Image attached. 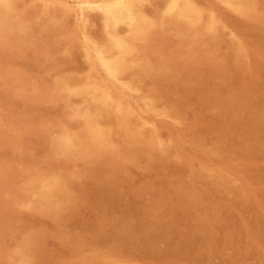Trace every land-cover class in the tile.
Instances as JSON below:
<instances>
[{"label": "rangeland", "instance_id": "1", "mask_svg": "<svg viewBox=\"0 0 264 264\" xmlns=\"http://www.w3.org/2000/svg\"><path fill=\"white\" fill-rule=\"evenodd\" d=\"M121 1L0 0V264H264V0Z\"/></svg>", "mask_w": 264, "mask_h": 264}, {"label": "bare ground", "instance_id": "2", "mask_svg": "<svg viewBox=\"0 0 264 264\" xmlns=\"http://www.w3.org/2000/svg\"><path fill=\"white\" fill-rule=\"evenodd\" d=\"M150 1V0H149ZM261 1V0H260ZM56 2H58V1H56ZM165 2V1H164ZM249 2V1H248ZM234 3H235V1H234ZM188 4V3H187ZM235 4H237V3H235ZM242 4H243V2H242ZM250 4V3H249ZM16 6H17V4H15ZM141 5V4H140ZM144 5V4H143ZM154 5V4H153ZM238 5V4H237ZM245 5V4H244ZM120 6L122 7V8H124L127 12H128V15H129V19H128V23H127V25H128V28L129 29H136L138 26H139V21H138V12H137V10H136V8H135V6H134V4L130 1V0H122L121 2H120ZM146 6V5H145ZM152 6V5H151ZM161 6H162V4H161ZM256 6H258V5H256ZM176 7V6H175ZM18 8V7H17ZM163 8V7H162ZM161 8V9H162ZM256 8V7H255ZM57 9V8H56ZM139 10V9H138ZM146 10V9H145ZM148 10V9H147ZM243 10H245V9H243ZM255 10V9H254ZM259 10V9H258ZM141 11V10H140ZM172 11V10H171ZM256 11V10H255ZM161 12V11H160ZM174 12V11H173ZM252 12V11H251ZM154 13V12H153ZM177 13V12H176ZM256 13V12H255ZM26 14V13H25ZM28 14V13H27ZM26 14V15H27ZM149 14H151V13H149ZM158 14V13H157ZM28 16V15H27ZM205 16V15H204ZM21 17V16H20ZM24 17V16H23ZM110 17V16H109ZM109 17L107 18V19H109ZM143 17V16H142ZM156 17V16H155ZM49 19V18H48ZM32 20V19H31ZM206 20H207V18H206ZM33 22V21H32ZM203 23V22H202ZM204 24V23H203ZM51 25V24H50ZM49 25V26H50ZM181 25V24H180ZM57 26V25H56ZM125 26V25H124ZM167 26H169V25H167ZM121 27H123V26H121ZM121 27H119V29L121 28ZM33 28V27H32ZM36 28V27H35ZM35 28H33V29H35ZM127 28V27H126ZM139 28V27H138ZM5 30V29H4ZM36 30H38V29H36ZM36 30H34L35 32H37ZM42 30V29H41ZM124 30V29H123ZM154 30H157V29H154ZM169 30H170V28H169ZM125 31H127V30H125ZM32 32V31H31ZM129 32V31H128ZM152 33H153V31H151ZM156 32H159V31H156ZM125 33V32H124ZM124 33H122V34H124ZM161 33V32H160ZM151 34V33H150ZM9 35V34H8ZM28 35V34H27ZM30 35V34H29ZM31 36V35H30ZM168 37V36H167ZM9 38V37H8ZM11 38V37H10ZM13 38H14V36H13ZM27 38H29L30 39V37H27ZM26 38V39H27ZM102 38H104V37H102ZM101 39V38H100ZM105 39H102L101 40V42L102 41H104ZM108 40H109V38H108ZM6 41H7V39H6ZM10 41V40H9ZM12 41H14V40H12ZM26 41V40H25ZM107 41V40H106ZM111 41V40H110ZM32 42V41H31ZM96 42V41H95ZM105 42V41H104ZM11 43V42H10ZM98 43V42H97ZM108 43H109V41H108ZM7 44V43H6ZM94 44H96V43H94ZM148 44V43H147ZM187 44V43H186ZM9 45V44H8ZM108 48V47H107ZM235 48V47H234ZM114 50V49H113ZM112 50V51H113ZM104 51H105V49H104ZM104 51H102V52H104ZM146 51V50H145ZM117 52H118V50H117ZM110 54H113V53H110ZM117 53H115V55H116ZM119 54V53H118ZM146 54V53H145ZM135 55V54H134ZM107 56H108V54H107ZM107 56H106V58H107ZM141 56V55H140ZM145 56V55H144ZM110 57V56H109ZM135 57V56H134ZM152 57V56H151ZM150 57V58H151ZM112 58V57H111ZM117 58L118 59H120L119 58V56L117 55ZM131 58V57H130ZM156 58V57H155ZM126 59H128V58H126ZM115 60V59H114ZM133 61H134V59H133ZM136 61V60H135ZM134 61V62H135ZM124 64V63H123ZM126 65V64H125ZM112 67V66H111ZM118 67V66H117ZM123 70V69H122ZM138 71V70H137ZM136 71V72H137ZM134 72V71H133ZM132 72V73H133ZM131 73V74H132ZM126 75V74H125ZM128 75H130V74H128ZM143 75V74H142ZM141 76V75H140ZM152 76V75H151ZM66 77V76H65ZM128 77V76H127ZM126 77V78H127ZM125 78V77H124ZM72 79V78H71ZM121 79H123V78H121ZM74 81H76L75 79H73ZM80 80V79H79ZM152 80V79H151ZM82 81V80H81ZM153 81V80H152ZM72 82V81H71ZM146 82V81H145ZM70 83V82H69ZM99 83V82H98ZM68 84V83H67ZM72 85H73V83H71ZM75 84H79L78 82L76 83L75 82ZM74 84V85H75ZM81 84V83H80ZM147 84V83H146ZM148 84H150V83H148ZM147 84V85H148ZM70 85V84H69ZM71 85V86H72ZM145 85V84H144ZM99 86V85H98ZM137 86V85H136ZM141 86V85H140ZM84 93V92H83ZM83 95V94H82ZM84 97V96H83ZM62 98V97H61ZM92 98V97H91ZM76 99V98H75ZM80 99H81V97H80ZM97 99H98V97H97ZM90 100V99H89ZM77 103V102H76ZM75 103V104H76ZM91 103V102H90ZM89 103V104H90ZM85 104H86V102H85ZM69 105V104H68ZM87 107H88V105H86ZM98 106V105H97ZM82 107V106H81ZM94 107V106H93ZM91 109V108H90ZM83 110H84V108H83ZM82 110V111H83ZM89 110V109H88ZM100 109H98V111H99ZM67 111V110H66ZM89 111H91V110H89ZM110 111V110H109ZM93 112V111H92ZM101 112V111H100ZM99 112V113H100ZM111 112V111H110ZM109 118H110V116H109ZM106 120V119H105ZM111 120V119H110ZM98 122H101V121H98ZM108 122H109V120H108ZM60 123H62V122H60ZM70 123V122H69ZM80 123V122H79ZM112 123V122H111ZM68 124V123H67ZM66 124V125H67ZM74 124H75V122H74ZM76 124H77V122H76ZM81 124V123H80ZM98 125H99V123H98ZM138 125V124H137ZM15 126V125H14ZM51 126V125H50ZM57 126V125H56ZM63 126V125H62ZM109 126V125H108ZM122 126V125H121ZM49 127V126H48ZM59 127V126H58ZM65 127V126H64ZM80 127V126H79ZM82 127V126H81ZM80 127V128H81ZM102 127V126H101ZM132 127V126H131ZM138 127V126H137ZM56 128V127H55ZM67 128V127H66ZM102 128H105V127H102ZM113 128V127H112ZM116 128V127H115ZM114 128V129H115ZM4 129V128H3ZM51 129H52V126H51ZM50 130V129H49ZM148 130V129H147ZM47 131H48V129H47ZM52 131H54V130H52ZM59 131V130H58ZM121 131V130H120ZM114 132H115V130H114ZM49 133V132H48ZM47 133V134H48ZM12 134V133H11ZM114 134V133H113ZM120 134H122V131H121V133ZM119 134V135H120ZM82 135V134H81ZM112 135V134H111ZM115 135V134H114ZM49 136H51V135H49ZM113 136V135H112ZM112 136H111V139H112V141L114 140V138H115V136H114V138H112ZM160 136V135H159ZM145 137V136H144ZM150 137V136H149ZM15 138V137H14ZM44 138V137H43ZM117 138H118V136H117ZM117 138H115V139H117ZM146 138H148V137H146ZM144 140H146V139H143V143L145 142ZM43 141V140H42ZM49 141V140H48ZM120 141V140H119ZM124 141V140H123ZM44 142H46V141H44ZM137 142H139V141H137ZM48 143V142H47ZM55 143V142H54ZM117 143V142H116ZM135 143V142H134ZM146 143V142H145ZM5 144V143H4ZM121 144V143H120ZM122 144H124V143H122ZM129 144L131 145V143L129 142ZM141 144V143H140ZM147 144V143H146ZM150 144V143H149ZM148 144V145H149ZM76 145V144H75ZM113 145H115V144H113ZM143 145V144H142ZM145 145V144H144ZM165 145V144H164ZM124 146V145H123ZM122 146V147H123ZM126 146V145H125ZM130 147V146H129ZM144 148H145V146H143ZM18 147H16V149H17ZM52 148V147H51ZM218 148V147H217ZM9 149V148H8ZM19 149V148H18ZM46 149V148H45ZM55 149V148H54ZM125 149V148H124ZM146 149V148H145ZM214 149V148H213ZM216 149V148H215ZM214 149V150H215ZM23 150V149H22ZM120 150V149H119ZM147 150H149L148 148H147ZM146 150V151H147ZM218 150V149H217ZM17 151V150H16ZM28 151V150H27ZM50 151V150H49ZM130 151V150H129ZM140 151H142V150H140ZM216 151V150H215ZM124 152V151H123ZM139 152V151H138ZM204 152H207V149L204 151ZM86 153V152H85ZM126 153V152H125ZM146 153V152H145ZM65 154V153H64ZM131 154V153H130ZM143 154H144V152H143ZM116 155H118V154H116ZM128 155V154H127ZM135 155H136V153H135ZM145 155V154H144ZM86 156V155H85ZM143 156V155H142ZM115 158V157H114ZM126 158V157H125ZM144 158H145V156H144ZM127 161H128V159H127ZM126 162V161H125ZM63 163V162H62ZM84 163H86V161L84 162ZM67 167V166H66ZM39 172V171H38ZM33 174V173H32ZM31 174V175H32ZM46 173H44V175H45ZM48 175V174H47ZM28 176V175H27ZM26 176V177H27ZM43 176V175H42ZM49 176V175H48ZM47 176V177H48ZM25 177V179H27ZM29 178V177H28ZM47 179V178H46ZM45 179V180H46ZM24 180V179H23ZM27 181V180H26ZM36 181V180H35ZM25 183V182H24ZM33 184V183H32ZM32 186V185H31ZM33 187V186H32ZM32 187H30V189L32 188ZM214 187V186H213ZM35 188V187H34ZM27 189V188H26ZM33 189V188H32ZM237 189V188H236ZM22 190V189H21ZM36 190H37V188H36ZM36 192V191H35ZM37 193H39V192H37ZM33 194H34V192H33ZM24 196V195H23ZM35 195H33V197H34ZM24 197H26V195L24 196ZM32 197V198H33ZM65 197V196H64ZM63 197V198H64ZM26 199V198H25ZM36 200V199H35ZM60 200V199H59ZM33 201V200H32ZM34 204V203H33ZM70 204V203H69ZM38 207V206H37ZM36 208V207H35ZM63 211V210H62ZM57 214V213H56ZM62 214V213H61ZM19 245V244H18ZM17 245V246H18ZM18 247H20V246H18ZM24 253V252H23ZM22 252H21V254H23ZM23 256V255H22ZM25 257V256H24ZM1 258V257H0ZM15 258V257H14ZM16 259V258H15ZM1 262V261H0ZM22 264V263H21Z\"/></svg>", "mask_w": 264, "mask_h": 264}]
</instances>
